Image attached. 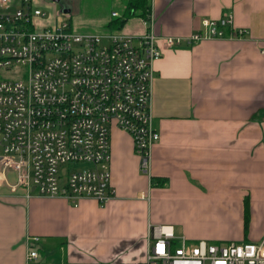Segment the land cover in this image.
I'll return each mask as SVG.
<instances>
[{
	"label": "crops",
	"instance_id": "1",
	"mask_svg": "<svg viewBox=\"0 0 264 264\" xmlns=\"http://www.w3.org/2000/svg\"><path fill=\"white\" fill-rule=\"evenodd\" d=\"M84 1L110 11L102 31L74 27L70 13ZM127 1L30 0L41 10L60 3L74 32L99 34L116 31L108 25L122 16ZM115 7L120 15L113 16ZM153 11L163 55L153 62L152 124L159 140L151 149V179L140 170L130 135L113 126L109 169L116 195L105 206L84 199L73 207L62 198H26L0 187V264H27L29 236L40 238L43 259L88 216L107 232L98 258L114 257L110 264L141 257L136 255L144 250L149 224L172 226L190 242L264 237V0H153ZM227 14L233 15V31L226 34L233 37L187 41L206 32L204 19L218 22ZM45 17L35 19L37 29ZM132 19L139 24L127 30ZM128 21L118 31L145 33L142 18ZM237 30L243 35L234 37ZM168 37L180 43L168 47ZM118 244L130 246L128 253L120 256Z\"/></svg>",
	"mask_w": 264,
	"mask_h": 264
},
{
	"label": "built area",
	"instance_id": "2",
	"mask_svg": "<svg viewBox=\"0 0 264 264\" xmlns=\"http://www.w3.org/2000/svg\"><path fill=\"white\" fill-rule=\"evenodd\" d=\"M18 1L0 0V187L26 198H62L73 207L84 199L105 206L116 195L109 169L113 126L130 135L140 170L151 177V149L159 140L152 124L153 62L163 55L153 0L142 36L77 33L68 20L38 30L35 19L45 13L30 0ZM203 24L206 32L190 34L188 42L233 37L226 34L232 14ZM39 241L26 238L27 264H47ZM145 242L142 256L124 264H264V237L190 242L172 226L149 224Z\"/></svg>",
	"mask_w": 264,
	"mask_h": 264
},
{
	"label": "rangeland",
	"instance_id": "3",
	"mask_svg": "<svg viewBox=\"0 0 264 264\" xmlns=\"http://www.w3.org/2000/svg\"><path fill=\"white\" fill-rule=\"evenodd\" d=\"M88 2L92 3V1H84L83 3L75 4L72 8V12L70 16H72V21L74 23V27L83 30H89L92 32H100L103 30V22L106 21L110 15V11H106L103 8V5H88ZM58 6L56 8L47 7L46 9H42L45 13L46 17L40 19L42 26L38 28V30L52 27V25L47 24V19L51 18L57 21V23H61L69 18V15H64L63 6L60 3H57ZM33 7V6H32ZM37 8V7H33ZM39 9V8H38ZM115 11H118L117 14L120 15V10L118 7H115ZM108 16V17H107ZM102 22V23H100ZM105 23V22H104ZM138 25L139 23L133 19L128 21L126 25V29L129 27L133 28V25ZM125 32V31H124ZM127 33V32H125ZM131 34V33H127ZM1 154V151H0ZM10 180H13V176L9 175ZM107 232L104 231V227L99 223V221L93 220L90 216H88L84 222L79 226L77 231L72 232L68 237L70 240H66L67 238L60 241L62 244H58L55 249H52V252H44L45 257L43 260L47 264H61L63 262L68 261L70 255L72 256H83L88 261H100L105 262L107 264L113 263L114 257L107 258L108 260L103 261V259H99V255L102 253V246L105 245L107 240ZM119 245V244H118ZM117 245V246H118ZM130 246L120 244L116 247L117 253L120 256L128 253ZM112 252V251H111ZM142 256L140 252L138 257ZM114 256V254H113ZM136 259V258H132ZM130 259V260H132ZM82 262V263H85Z\"/></svg>",
	"mask_w": 264,
	"mask_h": 264
},
{
	"label": "trees",
	"instance_id": "4",
	"mask_svg": "<svg viewBox=\"0 0 264 264\" xmlns=\"http://www.w3.org/2000/svg\"><path fill=\"white\" fill-rule=\"evenodd\" d=\"M149 2V0H128L122 16L111 21L108 28L119 30L129 19L133 17L147 18L149 12ZM246 214H248L247 210Z\"/></svg>",
	"mask_w": 264,
	"mask_h": 264
}]
</instances>
